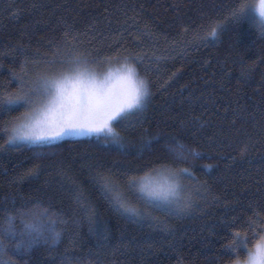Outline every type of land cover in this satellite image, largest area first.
<instances>
[{
    "label": "trees",
    "instance_id": "trees-1",
    "mask_svg": "<svg viewBox=\"0 0 264 264\" xmlns=\"http://www.w3.org/2000/svg\"><path fill=\"white\" fill-rule=\"evenodd\" d=\"M234 3L0 0V90L15 91L21 69L30 70L33 62L88 49L113 57L140 54L144 59L137 67L152 93L143 123L131 117L135 128L125 134L135 148L154 138L143 155L124 156L95 136L0 150V227L11 213L17 232L24 234L32 220L20 217L24 211L45 223L55 220L63 236L54 248L37 246L23 259L10 252L14 264H63L65 255L73 264L77 257L86 264H234L237 256L224 246L236 232L247 237L241 260L263 243L264 35L258 20L225 19ZM217 20L224 22L219 39L200 42L199 35ZM7 120V113L0 115V145L7 139ZM177 136L201 153L183 165H195L200 184L186 183L201 194L180 214L154 212L155 221L122 215L104 194L101 176L136 165L143 167L136 175H144L159 166L158 158L169 162L168 144ZM35 165L39 175L30 177ZM114 178L139 205L124 176Z\"/></svg>",
    "mask_w": 264,
    "mask_h": 264
},
{
    "label": "snow or ice",
    "instance_id": "snow-or-ice-1",
    "mask_svg": "<svg viewBox=\"0 0 264 264\" xmlns=\"http://www.w3.org/2000/svg\"><path fill=\"white\" fill-rule=\"evenodd\" d=\"M225 19L237 23L258 20L260 33L264 35V0H260L258 9L247 0H235ZM223 29V21H213L198 39L205 44L214 43ZM68 36L66 32L65 37ZM143 59L140 54L113 57L76 49L44 62H33L30 70L22 68L18 88L15 91L0 90V115L8 114L3 128L7 139L0 145V150L18 146L43 148L65 138L95 136L102 137L106 146L115 148L124 156L151 151L154 138L150 137L135 148L126 143L128 137L125 135L135 128L131 117H138L136 124L143 123V114L152 99L149 80L140 75L137 67ZM114 61L119 67H111ZM19 108L26 109L25 113L12 116L11 113ZM243 150L247 152L248 146L245 145ZM168 152L171 156L169 162L162 163L158 158L159 166L150 167L144 175H136L143 171L142 166L136 165L125 168L123 173L101 176L104 194L118 212L129 219L155 221L159 218L153 216L154 212L180 214L192 206L193 195L201 193L199 189L193 191L186 181L195 180L198 185L200 182L193 171L195 165H183L200 158L201 153L179 136L172 138ZM151 163L149 161L148 165ZM39 170L40 165H35L28 175H39ZM116 175L124 176L129 189L137 194L139 205L123 194L121 185L114 178ZM81 199L83 197L77 196L78 201ZM19 215L21 218L32 215V220L25 223L26 232L21 234L15 227L16 216L8 214L5 226L0 227V264H14L10 252L23 259L37 246L54 248L62 241V232L57 230L55 220L49 219L45 223L24 211ZM255 225L256 220H253L248 226ZM261 228L264 230V225ZM20 235H26V238L18 239ZM246 244L247 237L236 232L231 243L224 246L237 256L234 264H264V243L261 242H257L255 250L248 251L247 259H239V250ZM75 259L76 264H86L81 257ZM63 264H73L72 258L65 255Z\"/></svg>",
    "mask_w": 264,
    "mask_h": 264
},
{
    "label": "rangeland",
    "instance_id": "rangeland-1",
    "mask_svg": "<svg viewBox=\"0 0 264 264\" xmlns=\"http://www.w3.org/2000/svg\"><path fill=\"white\" fill-rule=\"evenodd\" d=\"M259 3H260V0H257L256 1V4H255V6L257 7V9H258V7H259ZM259 15V13L257 12V16ZM117 67H119V66H117ZM37 107H39V105H37ZM25 111H26V109H24L23 108V112L20 114V115H22L23 113H25ZM76 138H85V137H75V138H65V139H76ZM263 243H264V241H263ZM257 245V244H256ZM256 247V246H255ZM255 247L252 249V250H255ZM247 259V258H246Z\"/></svg>",
    "mask_w": 264,
    "mask_h": 264
}]
</instances>
